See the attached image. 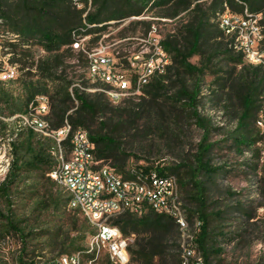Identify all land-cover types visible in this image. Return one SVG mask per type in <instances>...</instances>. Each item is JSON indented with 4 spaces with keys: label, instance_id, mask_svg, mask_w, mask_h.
Here are the masks:
<instances>
[{
    "label": "trees",
    "instance_id": "16d2710c",
    "mask_svg": "<svg viewBox=\"0 0 264 264\" xmlns=\"http://www.w3.org/2000/svg\"><path fill=\"white\" fill-rule=\"evenodd\" d=\"M80 4L81 7L73 0H0L1 23L22 42V45H12L11 59L12 63L19 65L21 76L9 82L11 85L18 84L19 96L15 97V90L0 82V111L11 110L19 103L10 112L13 116L17 111H27L31 104L36 103L37 97H48L50 113L47 119L51 129L62 128L66 121L74 129H84L95 145L97 161L125 178L130 177L129 162L133 154L124 148V133H129L131 129L136 131L137 123L143 119L152 123L154 115L156 128L164 131L165 122L169 119V112L164 109L167 105L188 111L189 119L203 131L194 166L186 163L170 166L158 162L140 168L145 171L155 169L162 176L175 175L180 190L186 191L188 199L198 204L196 211L186 210L187 219L193 223V218L197 216L201 222V233L195 243L202 251L203 264H211V256L220 255L223 250L213 247L217 240L210 234L212 216L206 211L208 190L209 184H215V179L225 172V168L213 166L214 150L221 142H210L211 135L221 129L214 127L212 118L201 110L205 77L208 73L217 76L213 84L217 89L211 95L215 97L221 92L218 100L223 101L226 114L231 115L235 122V127L223 140L228 145L226 148L242 155L251 152L263 139L258 124L264 119V64L255 65L246 60L245 52L235 48L237 35L229 34L221 27L219 16L227 10L238 16H245L246 11L259 16L263 35L260 45L264 50V0H212L207 7L199 0H91V6L88 0H80ZM157 7L166 8L164 15L167 17L189 13L192 20L177 35L162 41L171 64L163 72L157 71L153 75L144 87V97L140 101L128 99L113 106L107 94L100 91L108 86L101 81L90 84L92 78L75 74V64H69L67 55L72 53L74 44L82 36L102 35L107 29L103 24L140 16L146 9ZM212 19L216 23H210ZM23 45L30 46V50L19 49ZM34 47H39L45 55L37 58L31 50ZM194 56L200 57L199 65L191 62ZM86 64L90 66V58H87ZM221 65L228 69H222ZM220 74L224 76L218 77ZM90 88L97 91L88 92ZM161 98L165 100L161 102ZM23 136L27 149L32 152V159L28 167H18L19 160L12 162L5 181L0 183V197L9 205L7 214L0 207V220L6 222L3 232L14 231L24 239L54 236L49 230L35 232L32 227L26 233L28 219L23 220L11 208L13 186L27 169L47 175L56 165L53 155L57 149L55 140L43 137L44 142H41L37 140L40 135L33 131H24L19 138ZM65 145L69 149V142ZM192 189L198 190L197 194H192ZM62 201L68 207V196L63 199L62 195L56 196L53 192L49 202L42 201L40 207L42 211H50L55 205L59 210ZM71 211L80 213L78 210ZM215 213L213 217L223 219L225 212L219 210ZM112 223L125 236L135 237L129 249L130 264H184L182 248L176 243L181 239L182 232L171 216L149 209L141 216L132 213L118 215ZM80 228L77 231L85 232L93 227L84 217L83 227ZM61 236L62 228L50 238ZM83 239L84 236L77 238L62 255L81 252L87 260L91 259L80 243ZM105 264L114 263L108 257Z\"/></svg>",
    "mask_w": 264,
    "mask_h": 264
},
{
    "label": "rangeland",
    "instance_id": "374dc122",
    "mask_svg": "<svg viewBox=\"0 0 264 264\" xmlns=\"http://www.w3.org/2000/svg\"><path fill=\"white\" fill-rule=\"evenodd\" d=\"M211 1L199 0L205 7L209 6ZM89 10L92 9L89 8ZM166 11V8H148L140 16H131L120 21L103 24L107 29L102 35L82 36L80 48L74 49L71 54L67 55L69 64H75L73 72L78 76L83 75L89 78L87 58L101 50L103 55L110 60L109 68L128 78L132 76L131 79L134 80L135 73H138L144 64L156 57L155 44L162 45V41L169 36L177 35L180 29L192 20L189 13H182L177 17H167L164 15ZM213 22L216 23L212 19L210 23ZM153 28H155V32H153ZM17 38L18 36L8 32L6 26L0 21V70L2 71L15 65L11 61L13 59L12 45H22L20 39ZM19 49L30 50V46L23 45ZM31 50L37 58L45 55L39 47H34ZM191 62L199 65L200 57L194 56ZM221 68L228 69L224 65H221ZM20 76L21 71L18 65V74L13 80H17ZM221 76L224 74H220L218 77ZM216 81L217 76L211 73L205 77L206 85L203 89L204 100L201 110L204 115L212 118L214 127L221 129L211 135L210 142H221L214 150L213 166H223L224 171L228 173L222 172V175L220 174L215 179V184H209V202L206 211L208 215L212 216L210 217V234L214 240H217V244L213 247L223 250L220 255L216 253L211 256V264H264V182L262 183L264 175V119L261 124H258L263 139L251 152L242 155L227 149L228 145L223 140L227 133L235 127V122L231 119V115L226 114L223 101L219 102L218 100V95L221 92L217 93L215 97L211 95V92L217 89L213 86ZM4 82L7 88L15 90L14 96L18 97L19 93L16 89L18 84L11 85L10 81ZM95 82L97 81L93 79L90 84ZM96 90L90 88L88 92ZM164 100L165 98H161V102ZM18 105L19 103H16L15 106ZM15 106L11 107V110H14ZM164 109L165 112H169L166 113L169 119L165 122L167 126L164 131L156 128L157 119L154 115L152 123L149 124L148 120L143 119L137 123L136 131L131 129L129 133H124V148L133 154L129 168L158 162L170 166L180 163L194 166L195 155L203 131L189 119L188 111L177 109L172 105H167ZM11 110L6 108L4 112L0 111V176L4 173L8 161L12 165V162L19 160L18 167H28L32 159V152L27 149L24 136L18 137L13 142L11 150L8 146V138L11 134L10 129L4 127L8 125L4 119L11 117ZM24 112L26 111H17L15 114ZM37 138L44 142L42 136H37ZM14 144H16L15 148ZM98 165L106 164L98 161ZM27 170L13 186L11 208L23 220L28 219L29 227L26 229V233H29L32 227L35 232L49 230L54 236L24 239L22 235L16 234L14 231L3 232L6 222L0 220V264H50L59 258L64 250H69L70 244L81 236H84V239L80 243L87 249L93 228L85 232L77 231L83 227L84 216L82 214L69 210L63 201L59 210L55 205L50 211H42L40 207L42 201L49 202L50 194L53 192L56 196L62 195L63 199L67 195L64 189L51 179L49 176L51 171L47 175H42L32 169ZM197 191L192 189V194H197ZM181 196L186 216L187 209L194 211L198 209V204L188 199L186 191L182 190ZM0 207L4 214H7L9 205L1 197ZM219 210L225 212L223 219L213 217ZM193 219V223L188 221L187 232L176 242L182 248L185 264H199L204 260L202 251L195 243L201 233V227L198 226L197 216ZM61 228V237L50 238L55 237V233ZM221 233L225 235L222 236ZM134 238L133 236V240ZM176 250L178 252V249ZM176 250L174 249V252ZM83 258L87 264L88 260ZM107 258L108 253L104 251L95 264H105Z\"/></svg>",
    "mask_w": 264,
    "mask_h": 264
},
{
    "label": "built area",
    "instance_id": "2783aa9c",
    "mask_svg": "<svg viewBox=\"0 0 264 264\" xmlns=\"http://www.w3.org/2000/svg\"><path fill=\"white\" fill-rule=\"evenodd\" d=\"M73 2L81 7L80 0ZM219 21L227 33L237 35L235 48L245 52L248 62L255 65L264 64V50L260 45L263 35L259 16L248 11L245 16H238L227 10V13L219 16ZM155 31L153 28V32ZM73 47L79 49L80 41ZM155 50L156 57L135 73L134 80L131 79L132 76L128 78L114 72L109 68L110 60L103 55V51H97L90 55V78L108 86L100 91L105 92L115 106L128 99L140 101L144 97V87L149 84L153 75L157 71L163 72L171 64L170 56L162 45L156 43ZM2 72L0 82L11 81L17 77L18 66H10ZM49 113L48 97L39 96L36 103L31 104L26 112L4 119L11 134L8 146L11 150L13 142L24 131H33L56 141L57 149L53 151L56 165L49 176L67 193L69 210H78L94 229L86 251L91 256L87 264H95L104 251L114 264H130L129 249L134 241L133 236H125L120 228L112 223V219L121 214L132 213L141 216L151 209L159 214L171 216L182 236L187 232L189 222L175 175L162 176L155 169L145 171L138 166L129 168L130 177L125 178L109 166H99L95 145L88 132L82 128L74 129L68 121L62 128L52 130L47 119ZM66 142H69V149L66 148ZM9 168L8 161L4 173L0 176V183L5 181ZM198 226L201 227V222ZM83 257L84 254L81 252L65 254L50 264H86Z\"/></svg>",
    "mask_w": 264,
    "mask_h": 264
}]
</instances>
